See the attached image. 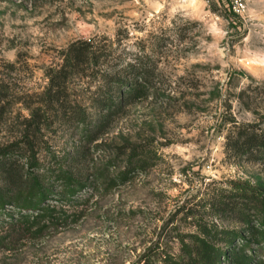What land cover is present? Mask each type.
<instances>
[{"label":"rangeland","instance_id":"obj_1","mask_svg":"<svg viewBox=\"0 0 264 264\" xmlns=\"http://www.w3.org/2000/svg\"><path fill=\"white\" fill-rule=\"evenodd\" d=\"M244 2L236 13L232 0H0V68L17 62L20 96L0 151L72 42L111 54L68 85L91 115L105 67L149 81L124 88L97 139L91 123L55 120L17 157L46 196L19 205L0 182V264H264V163L227 147L236 125L264 131V0Z\"/></svg>","mask_w":264,"mask_h":264},{"label":"trees","instance_id":"obj_2","mask_svg":"<svg viewBox=\"0 0 264 264\" xmlns=\"http://www.w3.org/2000/svg\"><path fill=\"white\" fill-rule=\"evenodd\" d=\"M110 55L91 39L78 40L64 48L60 66L51 68L46 73L48 84L40 94L36 107H31L29 116L24 118L18 140L0 151V182L9 189L7 191L11 195L7 198L11 201L18 202L19 205L34 206L37 199L46 196V189L41 186V180L30 179L29 172L23 170L17 157H22V154L25 156L26 152L35 149L40 134L51 122L58 120L68 127L87 126L91 123L94 128L87 132L86 139L92 141L105 132L104 127L112 121V116L121 111L125 103L124 88L128 87L127 91L132 95L141 89H147L149 81L144 77V70L138 71L137 67L130 65L131 75L126 78V68L123 66L111 69L105 67L100 71L102 83L105 85H98L87 96V101L96 110L95 113L91 115L81 102L72 101L68 90L70 81L76 76L86 75L91 69H101V66L109 63ZM16 68L17 62L3 64L0 68V125L5 122L7 113L10 112V103L20 101V96L16 93L17 83L10 75ZM101 128L102 131L95 133V130ZM227 147L235 156L264 163V131H259L250 124L236 125L235 131L227 136ZM0 196H5L3 202L7 200L4 192H1ZM20 198H23V201H19ZM235 208L232 210L235 211ZM208 255L209 253L205 255L207 260H217Z\"/></svg>","mask_w":264,"mask_h":264},{"label":"built area","instance_id":"obj_3","mask_svg":"<svg viewBox=\"0 0 264 264\" xmlns=\"http://www.w3.org/2000/svg\"><path fill=\"white\" fill-rule=\"evenodd\" d=\"M233 12L241 13L246 8V3L244 0H232V6H231Z\"/></svg>","mask_w":264,"mask_h":264}]
</instances>
